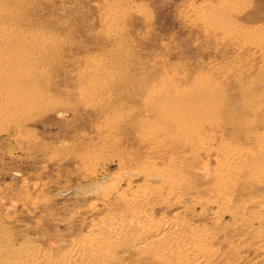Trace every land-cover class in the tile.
Masks as SVG:
<instances>
[{
  "label": "rangeland",
  "instance_id": "obj_1",
  "mask_svg": "<svg viewBox=\"0 0 264 264\" xmlns=\"http://www.w3.org/2000/svg\"><path fill=\"white\" fill-rule=\"evenodd\" d=\"M2 28L48 46V106L21 127L0 123V264L53 261L118 218L128 204L117 194H133L107 189L133 173L169 181L139 180L155 189L140 222L202 228L210 264H264L256 215L226 216L240 209L233 205L217 214L208 194L218 150L250 144L251 125L264 131V0H0ZM202 84L211 118L165 125L143 99ZM224 107L239 128L222 120ZM255 191L264 198V185ZM117 248L121 264H152L143 251Z\"/></svg>",
  "mask_w": 264,
  "mask_h": 264
},
{
  "label": "bare ground",
  "instance_id": "obj_2",
  "mask_svg": "<svg viewBox=\"0 0 264 264\" xmlns=\"http://www.w3.org/2000/svg\"><path fill=\"white\" fill-rule=\"evenodd\" d=\"M5 31L8 32V29H0V123L8 121L9 124L14 121L13 124L11 123L12 126L18 128L23 122H28L34 112L44 110L48 106L44 92L46 89L42 90L46 87L44 80L47 75L41 66L42 55L47 52L48 46L44 49L37 43V37L27 39L13 35L15 37L13 39ZM97 88L99 89L97 85L90 87L88 93L84 90L82 97L87 99ZM163 90H154L143 96L145 104L153 108L154 115L162 124L182 123L195 118L196 115L211 118L215 114V110L209 111L207 102H202L201 98L210 93L203 84L187 90L183 89L181 92L173 91L165 94ZM233 112L229 107L219 110L223 121L229 119L233 127L235 125L239 128L235 116L238 114ZM134 119L136 118L132 120ZM135 124V121L132 122L129 129L138 132L139 130L134 129ZM254 125H251L252 131L247 138L250 144L241 148L227 146L218 150L216 157L217 159L222 157V163L218 170L215 171L213 168L215 186L213 191H208V194L210 197L215 196L213 201L209 200L215 213H226L232 205L239 206L240 209L225 215L240 216L242 219L245 213L251 217L256 215V220L264 227V198L257 196L255 191L256 187L264 185V131L257 132L259 128ZM150 177L145 180V175L133 173L129 174L128 178H124L125 181L120 179L111 183L110 188H106L110 194L121 186L123 190L133 194L128 201L122 193L117 194L116 201L128 204V207L121 210V215L118 218L112 217L109 222L106 220L98 222L97 225L92 226V232H87L79 240L72 241L68 250L62 252L53 261L40 264H121L120 261H124L123 257L117 258L114 252V248L118 249V245L125 252L143 251L144 256L152 264L155 262L210 264L213 253L207 246L209 236L202 228L184 221L161 220L151 225L147 221L140 222L139 218L147 216L144 215V211L149 207V204L144 207L143 203L149 195L154 194L155 189L150 191L146 183H139V180L142 179L150 184L154 179L161 185L169 183L157 177ZM128 179L135 180V183L129 185ZM158 188L162 189L160 185ZM259 236L264 239V233Z\"/></svg>",
  "mask_w": 264,
  "mask_h": 264
}]
</instances>
